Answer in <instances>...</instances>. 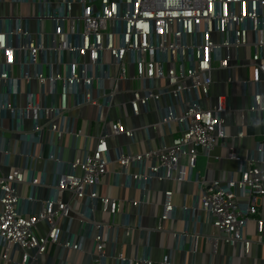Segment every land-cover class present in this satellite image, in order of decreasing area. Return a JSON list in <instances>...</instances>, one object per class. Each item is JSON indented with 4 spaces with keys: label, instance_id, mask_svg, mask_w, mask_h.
Returning a JSON list of instances; mask_svg holds the SVG:
<instances>
[{
    "label": "built area",
    "instance_id": "1",
    "mask_svg": "<svg viewBox=\"0 0 264 264\" xmlns=\"http://www.w3.org/2000/svg\"><path fill=\"white\" fill-rule=\"evenodd\" d=\"M5 4L10 12L0 14V119L10 121L21 147L13 152L0 147L1 156L14 155L20 162L0 176V260L40 264L56 246L61 256L66 251L86 254L90 264H153L148 248L141 257L107 254V231L115 237L120 231L126 237L144 231L170 234L179 241V249L194 254L201 230L198 218L190 217L199 212L214 230L208 237L212 247L222 241L236 246L239 258L246 259L263 235L259 209L264 198V143L245 155L228 148L227 158L237 163L230 179L207 180L193 172L199 156L213 157L216 147L226 146L230 137L225 114L234 110L225 93L212 98L211 88L214 73L242 66L237 65L241 50L253 49L244 65L251 67V77L240 82L245 94L249 87L252 92L248 108L236 110V138L244 137V111L253 116L264 113V0H0ZM225 83L233 79L227 77ZM125 95L124 102H116ZM84 109L96 110L95 137L64 126L69 114ZM117 109L127 114L114 118ZM141 116L150 121L130 128L124 123ZM25 121L31 124L28 130ZM171 126L178 135L168 144L165 129ZM141 132L151 146L141 153L123 150L120 139L134 142ZM65 136L93 138L94 146L64 161L60 153ZM112 140L120 142L115 158ZM44 147L46 159L57 167L51 184L34 168L45 160ZM113 164L120 168L115 175L123 177V186L139 191L137 199L101 194ZM153 181L197 185L193 206L180 207L185 214L183 231L165 227L176 208L170 191L164 192L154 230L142 226L140 210L150 202ZM25 184L31 194L23 201L27 206L35 203L33 212L20 207L18 188ZM37 187L46 191L42 198L32 193ZM125 204L137 211L133 224L123 212ZM98 211L111 215V222L97 221ZM117 216L120 221L114 219ZM250 221L256 224L254 239L245 232ZM42 223L45 234L39 232ZM72 223L89 228V252L70 231ZM64 231L67 238L60 236ZM156 264L174 263L164 255Z\"/></svg>",
    "mask_w": 264,
    "mask_h": 264
},
{
    "label": "crops",
    "instance_id": "2",
    "mask_svg": "<svg viewBox=\"0 0 264 264\" xmlns=\"http://www.w3.org/2000/svg\"><path fill=\"white\" fill-rule=\"evenodd\" d=\"M9 5H0V14L6 15L9 14ZM28 7H25V11L28 13ZM24 12V11H23ZM25 13V12H24ZM253 49L249 48L246 50H241L238 53L237 65H242L241 67H236L231 69L229 72L220 71L213 74V79L215 84L211 88V96L214 98L218 94L225 93L227 96V104L234 111H231L225 114V120L228 125V134L229 138L226 140V146L218 145L214 150L211 158L207 159L204 156H199L201 163L198 170L200 176L211 180L213 178L220 179H230L234 177L237 171V163L233 160L227 158L229 149L233 147L234 153L245 155L247 152H252L257 143H264V113L260 115H252L247 111H244V137L236 138V132L238 125L240 123V114L236 110L243 109L246 110L250 104L249 93L252 92V88L249 87L248 94L243 92L241 85V80H247L251 77V67L244 66L248 57L252 54ZM236 61H234V64ZM227 77L233 79V83H225ZM127 88L131 87V84L126 83ZM34 90L36 86L32 87ZM127 99V95L119 96L116 99V102H124ZM127 114L125 109H117L112 112L114 118H122ZM68 120L64 126L73 127V129L81 130L85 134H91V137L98 132V125L95 121L96 119V110L84 109L80 112H72L68 116ZM154 121L156 117L153 116ZM147 120L150 121V117L146 119L145 116H141L136 119L126 118L124 123L127 127L141 126L147 123ZM133 121L135 123H133ZM135 124V125H133ZM12 124L9 120L4 122L0 119V147L5 148L9 152L17 151L21 147L19 145V136L10 131ZM24 128L26 130L31 128V124L28 121L24 122ZM166 143H170L173 138H175L177 133L176 126H171L168 129H165ZM152 140L156 144V134L152 133ZM120 141L123 145V150H129L132 153H141L146 151L151 143L147 140L146 135L141 132L136 134L134 137V142L121 138ZM120 144L119 140L109 141L111 157L115 158V148ZM94 146V139L86 140L82 137L77 139L72 138V136H65L62 143V151L60 153L61 158L64 161H69L75 156H80L83 150H91ZM43 156L45 157L44 161H38L34 164L36 172L41 173L45 177V181L48 184H51L52 177L57 169L54 162L47 160L48 156L47 148L44 147ZM199 159V158H198ZM20 164L19 158L14 155H9L8 158H4L0 155V176L5 175L9 172V169L12 166ZM109 173L106 176L105 180L102 182L100 187V192L102 195H109L113 198H118L122 200H133L139 197V191L136 190L133 186L126 188L123 186L124 179L122 176H116L115 173L120 171L119 166L113 164L109 168ZM187 176V175H186ZM149 192V204L141 207L140 212L142 213L141 224L145 229H152L156 227L157 218L162 212V204L164 201V192L170 191L173 192L172 203L175 204V212L173 218L165 223V227L169 228L173 232H181L186 229L185 214L181 210V206H193L198 197V187L191 182H175V181H164L158 182L153 181L150 185ZM19 196L22 201L20 207L22 210L29 208L30 212H33L35 209V203L31 205H26L23 198L26 195L31 194L29 187L21 185L19 188ZM32 193L37 198H42L45 196L46 191L40 188H34ZM48 194V192H47ZM38 206H36V210ZM123 212L128 213L130 216V223L133 224L136 221V209L125 204L123 207ZM260 216L263 221L262 227V239L261 242H254L250 247L249 255L246 259H240L238 256V248L236 246H229L224 244L222 241L217 243L215 248L212 247L208 241L214 230L209 224L206 216L199 212L195 213L190 217L194 219L198 218L199 223L196 225L197 229L201 231V237L198 238L197 250L196 252L190 253L179 249V241L174 239L172 235H164L163 233H152L151 235L144 231L143 234L139 232H132L128 237L125 236L123 231L117 233L116 237L114 232L111 230L107 231V243H106V253L111 252L119 253L123 252L129 257H141L143 256L146 248H148V256L156 264L161 260L162 256L170 255L171 260L174 264H264V198L260 200ZM73 217V215L71 214ZM95 219L97 221H103L110 223L112 220L111 215L104 214L100 211L96 212ZM117 221L121 220V216L115 217ZM66 222H64V225ZM194 224L188 226V230L191 232L194 229ZM70 231L74 236L81 242L84 252H89L92 249L93 241L90 235L88 227H82L76 223H72ZM39 232L45 234L46 226L45 224L39 225ZM246 235L254 239L256 232V224L253 221L247 223L246 226ZM61 237L67 238V232L64 231ZM2 251L0 250V255ZM90 260L87 255L84 253L66 251L63 256H61V251L56 246H51L48 249V253L43 258L40 264H90ZM0 264H11L3 262L0 260ZM107 264H116L109 261Z\"/></svg>",
    "mask_w": 264,
    "mask_h": 264
},
{
    "label": "rangeland",
    "instance_id": "3",
    "mask_svg": "<svg viewBox=\"0 0 264 264\" xmlns=\"http://www.w3.org/2000/svg\"><path fill=\"white\" fill-rule=\"evenodd\" d=\"M23 11L26 13L25 9H23ZM133 123H135V122L133 121ZM133 125H135V124H133ZM200 163H201V160H200V157H199V159H197L196 170H194L193 175H195L198 172L199 167H200Z\"/></svg>",
    "mask_w": 264,
    "mask_h": 264
},
{
    "label": "water",
    "instance_id": "4",
    "mask_svg": "<svg viewBox=\"0 0 264 264\" xmlns=\"http://www.w3.org/2000/svg\"><path fill=\"white\" fill-rule=\"evenodd\" d=\"M198 150L200 151L201 149H200V148H198Z\"/></svg>",
    "mask_w": 264,
    "mask_h": 264
}]
</instances>
